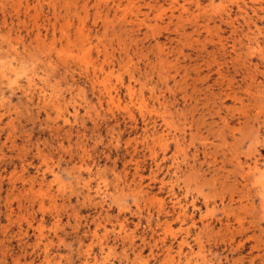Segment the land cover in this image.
I'll use <instances>...</instances> for the list:
<instances>
[{
	"label": "rangeland",
	"instance_id": "1",
	"mask_svg": "<svg viewBox=\"0 0 264 264\" xmlns=\"http://www.w3.org/2000/svg\"><path fill=\"white\" fill-rule=\"evenodd\" d=\"M0 264H264V0H0Z\"/></svg>",
	"mask_w": 264,
	"mask_h": 264
},
{
	"label": "bare ground",
	"instance_id": "2",
	"mask_svg": "<svg viewBox=\"0 0 264 264\" xmlns=\"http://www.w3.org/2000/svg\"><path fill=\"white\" fill-rule=\"evenodd\" d=\"M138 174V173H137Z\"/></svg>",
	"mask_w": 264,
	"mask_h": 264
}]
</instances>
